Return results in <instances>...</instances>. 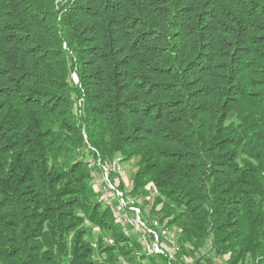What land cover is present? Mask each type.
Instances as JSON below:
<instances>
[{
    "label": "trees",
    "instance_id": "1",
    "mask_svg": "<svg viewBox=\"0 0 264 264\" xmlns=\"http://www.w3.org/2000/svg\"><path fill=\"white\" fill-rule=\"evenodd\" d=\"M116 160L183 252L264 264V0H0V264L137 263Z\"/></svg>",
    "mask_w": 264,
    "mask_h": 264
},
{
    "label": "built area",
    "instance_id": "2",
    "mask_svg": "<svg viewBox=\"0 0 264 264\" xmlns=\"http://www.w3.org/2000/svg\"><path fill=\"white\" fill-rule=\"evenodd\" d=\"M101 167L100 173L95 171V186L99 188L101 200L115 208L123 224L134 233L140 251H150L152 256H164L166 264H225L229 259V254L221 255L218 249L212 252L201 249L192 254L183 252L179 230L169 224V218L163 219L153 213L154 197L120 189L117 177H113L114 172L120 173L119 165ZM147 189L151 190L150 187ZM155 209L159 211L161 205ZM119 264L129 263L121 257Z\"/></svg>",
    "mask_w": 264,
    "mask_h": 264
},
{
    "label": "rangeland",
    "instance_id": "3",
    "mask_svg": "<svg viewBox=\"0 0 264 264\" xmlns=\"http://www.w3.org/2000/svg\"><path fill=\"white\" fill-rule=\"evenodd\" d=\"M72 77L76 81V79H77L76 74H72ZM117 159H119V157H117ZM114 164L119 165L121 168L120 173H116V172L113 173V177H117V182H118L119 188L126 190L128 192H131L133 189V177H134V173L136 171V166L132 162H119L118 160H116V162H112V163L110 162L106 165L112 166ZM102 168L103 167L98 168L96 170V172L100 173ZM94 184H95V177H94ZM147 187L152 188L153 185L148 184ZM147 187H146V189H147ZM96 189L99 191L98 187H96ZM148 196H150L152 198V197H154V193H151V191H150V194ZM116 217H117V212H116ZM94 232L95 233L98 232V229L95 228ZM133 236H135V235H133ZM141 254H143V253H141ZM138 257H139V259L136 258L137 262L143 261L145 264H154L153 262H151V260L149 258H142L141 256H138Z\"/></svg>",
    "mask_w": 264,
    "mask_h": 264
},
{
    "label": "bare ground",
    "instance_id": "4",
    "mask_svg": "<svg viewBox=\"0 0 264 264\" xmlns=\"http://www.w3.org/2000/svg\"><path fill=\"white\" fill-rule=\"evenodd\" d=\"M116 218H117V221L121 224V226H122V228H123V230H124L126 235H134V233L132 231H130L129 228H127L123 224L122 220L119 218L118 213H117V217ZM141 253H146V254L152 255L150 251H141ZM139 256H141V254H139ZM138 259H139V257H138ZM124 262H126V261L124 260ZM126 263H128V262H126ZM129 264H145V263L143 261H139L137 263L135 262V263H129Z\"/></svg>",
    "mask_w": 264,
    "mask_h": 264
}]
</instances>
